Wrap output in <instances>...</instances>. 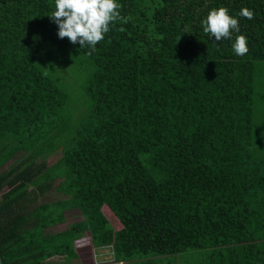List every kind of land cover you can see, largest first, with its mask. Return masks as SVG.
Segmentation results:
<instances>
[{
    "label": "trees",
    "instance_id": "obj_1",
    "mask_svg": "<svg viewBox=\"0 0 264 264\" xmlns=\"http://www.w3.org/2000/svg\"><path fill=\"white\" fill-rule=\"evenodd\" d=\"M118 3L91 51L58 37L54 0H0V264H74L85 233L104 264H264V0ZM221 6L240 32L216 42ZM56 180L69 199L40 201Z\"/></svg>",
    "mask_w": 264,
    "mask_h": 264
},
{
    "label": "clouds",
    "instance_id": "obj_2",
    "mask_svg": "<svg viewBox=\"0 0 264 264\" xmlns=\"http://www.w3.org/2000/svg\"><path fill=\"white\" fill-rule=\"evenodd\" d=\"M54 3L55 9L49 16L58 25V37L67 38L73 44L78 42L80 48L87 47L91 51L105 38L110 26L123 19L118 0H54ZM237 16L252 20L254 11L242 7ZM201 23L204 33L216 42L232 39L234 32H240L239 19L230 15L224 6L211 9ZM232 48L235 55H246L249 51L247 37L236 35Z\"/></svg>",
    "mask_w": 264,
    "mask_h": 264
},
{
    "label": "rangeland",
    "instance_id": "obj_3",
    "mask_svg": "<svg viewBox=\"0 0 264 264\" xmlns=\"http://www.w3.org/2000/svg\"><path fill=\"white\" fill-rule=\"evenodd\" d=\"M66 67V76L69 77L71 80V90L75 91L78 89V87L81 85L83 78L80 77L79 74H76L75 71V63L72 65H68L67 63L64 64ZM57 156L53 155L52 157L48 158V162L50 163L52 160H54ZM60 186V181L56 180L54 183H52V189L48 193H45L43 196H41L40 201H53V200H67L69 197L64 196L63 194H60L57 189V187ZM102 210L110 221V224L113 226L114 229L121 228V223L117 220V218L113 215V213L110 211V209L107 206H103ZM64 215L66 218V221L55 225L51 228L46 229L47 232H58L61 230H64L67 228L68 223L80 220L82 218L79 209L75 204H73V207H70L64 211ZM81 238H85L83 245L79 243V250H82L81 252V259L78 261H74V264L77 262V264H104L106 262H109L112 258L110 248L108 247H101L98 248L104 255H100V252L98 249L93 248L90 244V237L87 233L84 234ZM87 248V249H86ZM56 259V258H55Z\"/></svg>",
    "mask_w": 264,
    "mask_h": 264
},
{
    "label": "crops",
    "instance_id": "obj_4",
    "mask_svg": "<svg viewBox=\"0 0 264 264\" xmlns=\"http://www.w3.org/2000/svg\"><path fill=\"white\" fill-rule=\"evenodd\" d=\"M84 240H85V238H80V239H77L75 242H74V247H75V250H76V252H77V254H78V258L79 259H81V251L82 250H79V248H80V246H79V243H81V245H83V242H84ZM91 243V242H90ZM91 245V244H90ZM92 246V245H91ZM108 248V247H107ZM87 249V248H86ZM99 250V252H100V254H99V256L101 255H104V253H102L101 251H100V249H98ZM100 256V257H101ZM53 261H55V263H58V264H64L63 263V261L62 260H60V259H58V258H56V259H53ZM75 264H77V262L75 263Z\"/></svg>",
    "mask_w": 264,
    "mask_h": 264
}]
</instances>
